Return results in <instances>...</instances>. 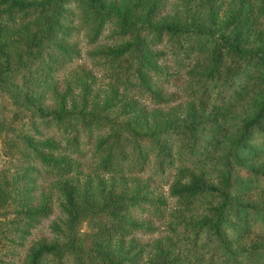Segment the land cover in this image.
Segmentation results:
<instances>
[{
	"label": "trees",
	"instance_id": "obj_1",
	"mask_svg": "<svg viewBox=\"0 0 264 264\" xmlns=\"http://www.w3.org/2000/svg\"><path fill=\"white\" fill-rule=\"evenodd\" d=\"M202 1L207 10L206 23H200L194 12L188 17L156 22L159 0H153L144 14L138 15L141 0H125L121 5L109 0H0V24L10 30L26 25L37 34L26 39L24 45L34 51L32 62L39 66L44 78L79 57V50L70 41L79 29L85 30L94 42L106 26L112 28L122 40L120 45L96 50L93 56L122 92H130L128 101L120 107L125 116L131 109H138L140 116L144 102H167L163 88L177 81L170 79L175 74L166 72L165 51L172 53L179 68H184V58L194 59V54H204L206 64L201 80L212 82L211 88L226 81L223 74L238 70L257 73L262 89L256 93L251 115L240 121L235 138L244 146L254 130L261 131V142L251 149L250 156L233 157V167L225 162L218 185L207 183L200 174L188 171H183V182L174 179L168 185L169 195L178 199H191L206 192L218 196L219 204L211 207V217L205 225L214 233L222 234L219 229L222 218L238 198L234 199L231 194L238 177L233 172L235 168L244 179H264V57L248 48V36L254 30L255 21L249 18L244 6L243 10L236 7L228 19L235 26L232 30L228 28L229 23L217 29L213 23L212 0ZM261 13L264 14V6ZM192 32L206 35L207 47L201 48L205 45L191 39ZM82 89L81 106L75 112L66 107L63 95H57L54 109L45 105V89L32 102H36V107L29 120L31 133L21 136L25 152L18 178L21 186L29 187L30 195L37 178L63 179L57 185L62 195L58 207L63 219L51 224L55 238L35 241L25 249L19 264H142L145 246L130 235L152 231L153 220L163 215L165 199L146 186L118 193L100 186L92 194L88 188L79 189L73 178L67 177L76 174L85 159L101 174H137L147 169L164 174L173 165L170 123L161 130L144 129L127 116L129 119L126 117L116 124V119L109 118L104 111L118 106L117 89L109 92L99 111L87 108V84ZM52 92L56 94L54 87ZM203 121V117L192 118L188 128L203 126ZM48 129L63 135V143L45 137L44 131ZM52 208L51 194L41 191L36 203L27 201L21 208L13 209L8 259L0 258V264H14L17 251L24 246L31 230L51 214ZM82 223L92 232L81 233ZM113 239L117 246L109 252L107 247ZM251 251L255 249L249 248L248 252ZM145 264H178V259L169 257L157 244L155 253Z\"/></svg>",
	"mask_w": 264,
	"mask_h": 264
},
{
	"label": "rangeland",
	"instance_id": "obj_2",
	"mask_svg": "<svg viewBox=\"0 0 264 264\" xmlns=\"http://www.w3.org/2000/svg\"><path fill=\"white\" fill-rule=\"evenodd\" d=\"M124 1L109 0L117 5ZM152 1L141 0L137 15L144 14ZM159 2L158 14L154 19L156 22L188 17L194 12L200 23H206L207 10L202 0ZM211 2L214 8L213 23L217 29L224 23H229L231 25L228 28L232 30L235 26L228 19L236 7L240 6L243 10L244 6L249 18L255 21L252 25L254 30L248 36V48L264 57V14L261 13L264 0ZM31 35L37 36L26 25L10 30L3 29L0 24V258L8 259L13 209L21 208L27 201L36 203L41 191L51 194L52 212L31 230L24 246L17 251L14 264L21 262L25 249L38 239L55 238L51 224L63 219L58 207L62 195L57 188L63 179L37 178L30 195L29 187L21 186L18 178L23 165L22 153L25 152L21 136L31 133L29 120L36 107V102H32L45 89V105L54 109L57 106V95H63L66 107L75 112L81 106L82 86L87 84V108L93 111H99L109 92L117 89L118 106L111 111H104L109 118L116 119V124L127 116L144 129L161 130L170 123L168 131L172 133L169 136L173 139V165L164 174L152 169L137 174H101L85 159L76 174L67 176L73 178L79 189L88 188L92 194H96L100 186L118 193L142 185L165 199L163 215L159 220H153V230L130 235L145 246L146 254L142 258V264H145L149 256H153L157 244L169 257L177 256L178 264H264V179H244L239 176L244 175L235 168L233 172L238 175L236 182H239L236 187L235 182L231 194L234 199L238 198L226 210L229 214L222 218L219 227L222 234L220 231L219 234L214 233L205 225V221L211 217V207L219 204L218 196L206 192L191 199H178L170 196L168 189L174 179L182 182L185 180L183 171L200 174L207 183L218 185L225 162L233 167L234 158L250 156L251 149L261 142L259 130L253 131L244 146L235 140L240 121L253 112L256 93L263 86L257 73L238 70L223 74L226 81L211 88L212 82L201 80L204 76L202 69L206 64L204 54H194V59L191 56L190 59L184 58V68H179L172 53L165 51L166 72L175 74L170 79L177 81L163 88L167 102H144L140 116L138 109L129 110L125 116L120 107L128 101L130 92L123 93L118 83L104 73L97 57L93 56L96 50L120 45L122 40L113 33L112 28L106 26L94 42L89 40L85 30L79 29L70 40L79 50V57L46 78L39 66L33 63L35 61L32 62L34 51L24 45ZM206 37L191 33V39L199 40L200 44H204ZM204 45L201 48L207 47ZM158 49L162 50L161 47ZM196 51L198 52L197 49ZM228 65L229 63L225 66ZM53 87L56 94L52 92ZM212 89L213 92H209ZM198 117L204 118L203 126L189 129L191 119ZM44 135L63 143V135L53 129L44 131ZM241 187L244 189L240 192ZM80 231L92 232L85 223L80 225ZM116 246L117 241L113 239L107 249L112 252ZM249 248H254L255 251L249 253Z\"/></svg>",
	"mask_w": 264,
	"mask_h": 264
}]
</instances>
